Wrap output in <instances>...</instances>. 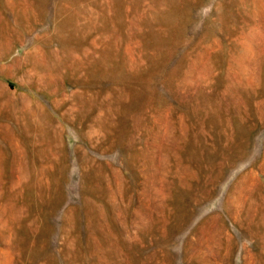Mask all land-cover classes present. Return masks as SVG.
Returning <instances> with one entry per match:
<instances>
[{
	"label": "rangeland",
	"instance_id": "rangeland-1",
	"mask_svg": "<svg viewBox=\"0 0 264 264\" xmlns=\"http://www.w3.org/2000/svg\"><path fill=\"white\" fill-rule=\"evenodd\" d=\"M0 264H264V0H0Z\"/></svg>",
	"mask_w": 264,
	"mask_h": 264
}]
</instances>
